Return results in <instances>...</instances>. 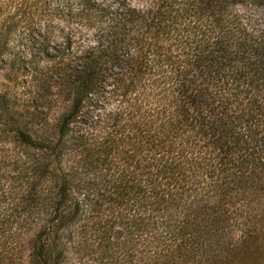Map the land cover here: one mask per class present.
<instances>
[{
  "label": "trees",
  "instance_id": "16d2710c",
  "mask_svg": "<svg viewBox=\"0 0 264 264\" xmlns=\"http://www.w3.org/2000/svg\"><path fill=\"white\" fill-rule=\"evenodd\" d=\"M98 248L264 264V0H0V264Z\"/></svg>",
  "mask_w": 264,
  "mask_h": 264
},
{
  "label": "rangeland",
  "instance_id": "374dc122",
  "mask_svg": "<svg viewBox=\"0 0 264 264\" xmlns=\"http://www.w3.org/2000/svg\"><path fill=\"white\" fill-rule=\"evenodd\" d=\"M99 251L100 249L98 248L96 252H92L91 258L89 260H83L82 264H126L123 259L117 261L108 257L100 258ZM75 258L76 257H71V259L65 264H77Z\"/></svg>",
  "mask_w": 264,
  "mask_h": 264
}]
</instances>
